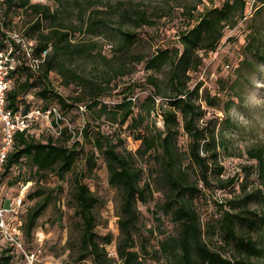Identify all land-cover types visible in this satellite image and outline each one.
I'll return each instance as SVG.
<instances>
[{
	"label": "trees",
	"instance_id": "trees-1",
	"mask_svg": "<svg viewBox=\"0 0 264 264\" xmlns=\"http://www.w3.org/2000/svg\"><path fill=\"white\" fill-rule=\"evenodd\" d=\"M54 1L53 6L32 0H0V44L6 30L20 29L36 41V54L52 46L41 74L35 76L27 66L14 73L16 85L8 91V106L15 111L33 108L21 97L35 88V94L45 101L40 107L54 104L65 113L84 105L85 112L92 116L80 133L82 141L74 139L68 127L58 137L36 136L34 129L38 126L32 132L15 133L13 149L0 175V189L3 185L18 183L22 188L32 182L24 200L22 232L26 237L31 236L39 218L58 199L62 184L53 188L45 186L48 178L55 175L61 183L70 178L68 203L74 209L80 229L78 261L260 264L264 257V211L259 213L252 204L264 205V146L249 148L247 157L255 162L242 166L248 178L256 174L258 183L250 188L240 182V192H232L224 204L220 203L224 209L216 224L206 229L195 199L214 186L226 189L237 183L235 176L223 177L226 168L220 160L221 149L228 146L221 126L231 121L230 109L235 96H240L235 90L242 83L250 85L251 76L264 62V0H256L253 15L244 21L248 30L246 43L242 59L234 69L235 79L228 88V95H232L226 100L208 90L203 92L202 80L191 84L192 73L199 71L205 53L217 50L225 30L238 25L248 0H223L220 5L214 0H199L183 5L174 34L176 43L159 45L149 55L132 52L144 39L138 29L156 26L167 14L162 16L131 4L120 10L122 3L114 6L102 0ZM17 18L21 19L22 26ZM103 36L109 40L111 51L119 52V57L108 59L98 52L103 61L101 76L90 78L68 63L70 58L95 54L93 37ZM139 64L148 72L145 81L126 82L122 100L113 106L103 101L115 89L111 84L134 74ZM53 72L66 85L77 83L80 92L68 97L57 92L50 79ZM164 72L168 88L161 87L162 80L157 76ZM138 87L150 88V92L140 98L136 95ZM160 98L165 101L158 102ZM209 108L222 112V120L219 121L221 117L216 113L207 116ZM159 115L162 127L157 124ZM97 121L99 124L95 126ZM101 121L118 128L105 132ZM124 126V131L139 142L135 151L126 146V138L120 132ZM183 135L188 138L186 148L180 145ZM88 144L91 147L86 149ZM99 156L106 163L108 183L121 194L118 219L121 238L116 257L107 249L112 242L111 235L102 236L97 230L103 200L87 182L96 176ZM23 164L25 171L20 167ZM15 169L18 174L12 173ZM146 172L148 178H145ZM152 180L165 191L162 209L171 216L177 231L158 241L152 250L142 245L143 256L136 248L135 237L141 232L140 204L149 203L154 196ZM27 200L34 204L27 206ZM211 235L213 238L209 239ZM15 250L9 242L0 246V264H12ZM146 255L152 257V263L145 260Z\"/></svg>",
	"mask_w": 264,
	"mask_h": 264
},
{
	"label": "rangeland",
	"instance_id": "rangeland-1",
	"mask_svg": "<svg viewBox=\"0 0 264 264\" xmlns=\"http://www.w3.org/2000/svg\"><path fill=\"white\" fill-rule=\"evenodd\" d=\"M32 1L55 5L54 0ZM204 1L207 2L208 0ZM102 2H107L114 6H119V3H122L120 10L131 4L136 7L137 5L143 6L149 12H153L154 10L162 16L167 14L166 17L164 16L158 20L156 26H145L138 29L141 38L144 39L137 43L132 52L149 55L159 45L173 46L176 43L174 34L177 30V25L180 24V12L183 10V5H192L199 2V0H102ZM214 2L220 5L223 0H214ZM162 12L164 13L162 14ZM18 22L22 26L21 19H18ZM16 27H18V24H16ZM247 33V26L244 22L240 23L239 21L236 27L227 28L225 30V36L217 50L204 54L203 64L199 71L192 73L191 84L197 80H202L204 82L202 86L203 92L204 90H208L213 95L219 94L223 100H226L232 95V93L228 95V88L235 79L234 69L242 59L243 46L246 43ZM81 38L82 36L79 39ZM93 39L97 47L94 50L95 54L70 58L68 61V63H73L76 69L90 78L101 76L100 70L102 69L103 61L98 52L107 56L108 59L116 60L119 57V52L113 51L114 49L111 51L112 47L108 46L109 40L104 36L93 37ZM112 42L115 45V42ZM228 64L229 67L227 66ZM147 74L148 72L144 69L143 64L137 65L134 74L113 82L111 86L115 89L110 95L103 97L102 100L112 106L120 102L123 96V85H126L128 81L132 82V79L143 83ZM25 76L26 73L21 79L24 80ZM157 76L162 80L161 87L168 88L166 73H159ZM50 79L53 88L65 97L75 96L80 92V87L77 83H72L71 85L64 84L60 75L56 72L51 73ZM250 79V85L242 83L241 87L235 90L240 96H235V103H233L230 109L231 121L229 124L225 123L221 126L228 146V148L221 149L220 160L226 168L223 177L235 176L237 183L226 189H218L214 186L210 190L207 189L204 195L195 199L206 229L210 224H216L217 220L221 217L222 209L224 208L220 207V203L224 204L226 198H229L232 192H240V182H244L250 188H253L258 183L256 174H252L248 178V175L242 170V166L254 164L255 162L249 160L247 157L246 152L249 148L264 146V62L260 65L259 71L253 74ZM115 84L117 85L114 86ZM15 85L16 81L13 80L12 86L14 87ZM149 89L138 87L136 89V95L144 98L150 92ZM36 91L37 89L32 88L27 94L21 97L31 107H40L45 103L41 97L35 94ZM163 101L165 100L158 99V102ZM214 113L221 117L219 120L221 121L224 114L217 109L209 108L207 116H212ZM64 114L67 119L66 123L74 135L73 138L82 141L83 138L80 133L86 126V122L92 116L88 112L81 111L80 107H75ZM101 122V128L105 132H114L118 128L117 125H113L107 121ZM94 124L98 126L99 121ZM157 124L161 127L163 126L160 115L157 117ZM125 127L121 131L119 129L117 131H120L125 136L128 149L135 151L139 146V142L134 141L128 135V132L124 131ZM34 132L38 137L52 134L45 127V123H39L38 127L34 129ZM187 144L188 138L186 135H183L180 138V145L186 148ZM90 147V144H88L85 148L89 149ZM97 155H99L98 152ZM98 164L96 176L94 178H88L87 182L90 184L91 190L103 200V204L99 208L100 219L97 230L102 236L111 235L112 242L107 245V249L110 255L116 257L117 246L121 238V231L118 225L121 194L108 183L109 172L102 156H99ZM20 167L23 171L26 170L24 164ZM12 173L18 174V169L13 170ZM148 177V172H146L145 178ZM69 180L70 178L61 183L55 175H51L48 178L45 183L46 187L53 188L62 184L63 189L59 193L56 202L51 203L39 218L37 227L34 229L32 235L26 237L24 232H22L21 240L23 248L16 247L12 264H91L90 260H77L80 229L78 220L74 217V209L68 203L70 192ZM20 187L21 185L19 183L13 186L3 185L0 189V202L2 204L16 202L22 191ZM153 188V199L147 204H140L141 232L135 237L136 248L140 252H142V245L145 244L144 248L152 250L154 246H157L158 241L165 236L175 234L177 231L176 226L171 220V216L162 209V203L166 199L165 191L160 185L155 184L154 181ZM26 203L27 206H32L34 201L27 200ZM24 208L23 210L21 209L22 211L11 212L9 214L10 221L14 222L21 219L23 212H25ZM252 208L259 211V213H263L264 211V205L261 203H253ZM15 209L17 210V207ZM151 230H153V233ZM256 236L257 234H255ZM212 238L213 236L211 235L209 239ZM6 243L7 241L0 235V246ZM35 251L38 254L32 259L30 253ZM142 254L145 256L143 252ZM151 259L152 257L146 255L145 260L147 262L152 263ZM260 264H264V257L260 260Z\"/></svg>",
	"mask_w": 264,
	"mask_h": 264
},
{
	"label": "built area",
	"instance_id": "built-area-1",
	"mask_svg": "<svg viewBox=\"0 0 264 264\" xmlns=\"http://www.w3.org/2000/svg\"><path fill=\"white\" fill-rule=\"evenodd\" d=\"M256 0H248L244 17L240 20L243 23L254 13ZM2 44V45H1ZM0 44V175L4 169L6 160L13 149L15 133L27 130L32 132L34 126L45 123L47 130L55 137L60 136L64 127H68L64 111L58 105H50L47 108L33 107L29 110H13L8 106V91L15 80V72L23 66L36 76L41 74L52 46L36 54V41L27 37L23 30H6ZM229 67V65H227ZM85 112V106H80ZM67 125V126H66ZM71 130V129H70ZM32 182L22 187L20 196L16 202L2 204L0 202V234L10 244L17 248H23L22 219L10 221L11 212L22 211L28 188ZM17 207V210L15 209ZM22 209V210H21ZM38 252H31L32 259ZM29 256V254H27Z\"/></svg>",
	"mask_w": 264,
	"mask_h": 264
}]
</instances>
